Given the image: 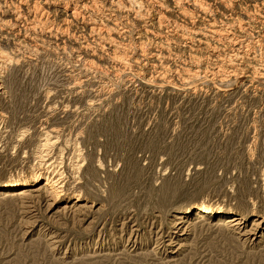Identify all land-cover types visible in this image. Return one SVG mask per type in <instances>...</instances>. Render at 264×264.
Wrapping results in <instances>:
<instances>
[{"label":"rangeland","instance_id":"rangeland-1","mask_svg":"<svg viewBox=\"0 0 264 264\" xmlns=\"http://www.w3.org/2000/svg\"><path fill=\"white\" fill-rule=\"evenodd\" d=\"M63 1L41 3L35 34L10 11L3 16L14 26L0 31L11 59L0 71V185L38 171L60 183L53 199L39 183L0 191V264H264V0H142L154 5L141 19L126 0V10L81 0L89 11L78 19L70 15L76 1L67 9ZM160 14L169 28L159 27ZM89 16L112 26L125 68L108 60L113 46L92 37ZM172 23L200 33L182 38ZM213 24L253 42L249 56L237 59L213 37L218 52L200 44ZM85 43L94 44L88 54ZM228 60L238 73L215 75ZM202 203L242 213L244 224L234 230L228 215L210 222L192 214L176 229L175 215Z\"/></svg>","mask_w":264,"mask_h":264},{"label":"bare ground","instance_id":"bare-ground-1","mask_svg":"<svg viewBox=\"0 0 264 264\" xmlns=\"http://www.w3.org/2000/svg\"><path fill=\"white\" fill-rule=\"evenodd\" d=\"M29 1V0H28ZM76 1V3L74 2V5L71 7V4L69 3L70 1L69 0H66L65 2L63 1V5L64 6H61V7H65L66 9L70 6L71 8H72V13L70 14L74 19L76 18V19H78L79 18V16L82 14V11H89V10H87L88 9V7H87V4H85V3H80L81 2V0H78V3H77V0H75ZM91 1V0H90ZM115 1H117V0H112V2H111V4L112 5H117V7H119V8H117V9H124V10H126V8H128V7H126V5H129L131 8H134L135 9V11H136V13H135V16H133V17H137V18H139V19H141V18H143L144 17V10H146L147 8V12L149 11V9H152V6L154 5H152L151 7H150V5L149 6H147V3H146V5H143V3L141 2L142 0H126L127 2V4L126 5H124L125 4V2H124V4L122 5V2L121 1H125V0H118L117 2H115ZM152 0H149L148 1V3H150ZM155 1V0H154ZM160 1V0H159ZM158 1V2H159ZM169 1V0H168ZM171 1V0H170ZM174 1V0H173ZM177 0H175V2H176ZM180 1V0H179ZM195 1V0H194ZM200 1V0H199ZM198 1V2H199ZM10 2V3H9ZM26 2V1H25ZM95 2V1H94ZM161 2V1H160ZM16 4V5H12V4ZM41 3H48V0H45V2L44 1H42V0H33V5L31 6V5H28L29 4V2H28V4L26 3V8L25 7H23V0H0V31H2L4 28V26L6 25L7 27H8V25L10 24V25H12L13 24V20H10V18H9V20H6V19H3V16L5 15V14H7L9 11L13 14V17H14V24L15 23H19V22H24L25 23V25L26 26H24L25 27V29H26V32H27V30L28 31H30V33L29 34H35V32H36V30H37V28H38V26L40 25V23L41 22H43V21H41V20H39L38 18H37V13H38V11H39V7H40V5H41ZM54 3V2H53ZM145 3V2H144ZM152 3V2H151ZM164 3V2H163ZM162 3V4H163ZM178 3V2H177ZM185 3V2H184ZM196 3V2H195ZM50 4V3H49ZM161 4V5H162ZM165 4V3H164ZM183 4V3H182ZM198 4V3H197ZM12 5V6H11ZM25 5V4H24ZM48 5V4H47ZM104 5V4H103ZM157 5H159V4H157ZM173 5V4H172ZM181 5V4H180ZM191 5V4H190ZM106 6V5H105ZM110 6V5H109ZM144 6H146V8L144 7ZM156 6V5H155ZM154 6V7H155ZM160 6V5H159ZM177 6H179L178 4H177ZM176 6V7H177ZM184 6V5H183ZM198 6H200L199 4H198ZM90 7V6H89ZM130 7H129V9H130ZM165 8H166V6H164ZM171 7V6H170ZM43 8V7H42ZM46 8V7H45ZM92 8V7H91ZM96 8V7H95ZM159 8H161V7H159ZM175 8V7H174ZM231 8V7H230ZM90 9V8H89ZM92 9H94V8H92ZM100 9V8H99ZM109 9V8H108ZM116 9V10H117ZM144 9V10H143ZM164 9V8H163ZM25 10V11H24ZM41 10V9H40ZM63 10V9H62ZM61 10V11H62ZM101 10V9H100ZM113 10V9H112ZM123 10V11H124ZM166 10V9H165ZM169 10V9H168ZM171 10V9H170ZM169 10V11H170ZM184 10V9H183ZM257 10V9H256ZM93 11V10H92ZM115 11V10H114ZM113 11V12H114ZM118 11V10H117ZM129 11V10H128ZM157 11V10H156ZM174 11V10H173ZM204 11V10H203ZM43 12V11H42ZM46 12H47V10H46ZM91 12V11H90ZM90 12H88V13H90ZM119 12V11H118ZM126 12V11H125ZM132 12H133V10H132ZM158 12V11H157ZM168 12V11H167ZM187 12V11H186ZM186 12L184 13V14H186ZM197 12V11H196ZM31 13H33L34 14V17H32V18H30L31 16H29V14L31 15ZM43 13H45V12H43ZM85 13V12H84ZM92 13V12H91ZM95 13H97V12H95ZM111 13V12H110ZM176 13V12H175ZM206 13V12H205ZM47 14V13H46ZM119 14V13H118ZM117 14V15H118ZM123 14V13H122ZM128 14H129V12L127 13V16H128ZM132 14V13H131ZM146 14V13H145ZM150 13H148V15H149ZM152 14V13H151ZM165 14V13H164ZM176 14H178V13H176ZM182 14H183V12H182ZM208 14V13H207ZM8 15H10L9 13H8ZM44 15V14H43ZM67 15V14H66ZM90 15V14H89ZM92 15V14H91ZM94 15V14H93ZM109 15V14H108ZM116 15V14H115ZM116 15V16H117ZM126 15V14H125ZM166 15V14H165ZM189 15V14H188ZM39 16V15H38ZM41 16V15H40ZM102 16V15H101ZM110 16H111V14H110ZM119 16H122L121 15V13H120V15ZM146 16V15H145ZM184 16V15H183ZM190 16L192 17V15L190 14ZM11 17V16H10ZM12 17V18H13ZM68 17V16H67ZM94 17V16H93ZM96 17V16H95ZM98 17V16H97ZM126 17V16H125ZM132 17V18H133ZM264 17V16H263ZM7 18V17H6ZM38 20H37V19ZM46 18V17H45ZM86 17L85 16H83L81 19H82V21L83 20H86L85 19ZM89 20H87L88 22L86 23V25L88 26L87 28H89L88 30H89V32L92 34V37H94V39L95 40H100L102 43H105V44H108V45H111V46H113L114 48H113V52H112V55H109V53H108V60H110L112 63H114V65L113 66H117V67H119V68H125L126 66H127V62L125 61V56H124V51L123 50H120V44H122V43H118V41L117 40H115V37H114V35H113V37L111 36V27L112 26H110V24H109V26H107V24L108 23H106L105 22V25L103 24V25H101V24H99V22H96L94 19H93V21H91V16H89ZM105 18V17H104ZM113 18V17H112ZM115 18H117V17H115ZM129 18V17H128ZM146 18H147V16H146ZM184 18V17H183ZM251 18H253V17H251ZM42 19V18H41ZM88 19V18H87ZM105 19H107V18H105ZM104 19V20H105ZM145 19V18H144ZM150 19V18H149ZM154 19V18H153ZM170 19V18H169ZM172 19V18H171ZM186 19V18H185ZM214 19V18H213ZM49 20V19H48ZM65 20V19H64ZM67 20V19H66ZM98 20V19H97ZM100 20H102V19H100ZM109 20H110V17H109ZM115 20V19H114ZM121 20H122V18H121ZM120 20V21H121ZM126 20V19H125ZM168 20V19H167ZM167 20L165 19V17H163L162 16V14H160V15H158V20H157V22H158V24H159V27L160 28H169V26H168V24H166V23H168L167 22ZM179 20V19H178ZM220 20V19H219ZM41 21V22H40ZM52 21V20H51ZM69 21H71L72 22V19L71 20H69ZM74 21V20H73ZM78 21V20H77ZM110 21H112V20H110ZM127 21H130V20H127ZM152 21V20H151ZM172 21V20H171ZM170 21V22H171ZM210 21V20H209ZM212 21V20H211ZM252 21V20H251ZM8 22V23H7ZM46 22H48V21H46ZM65 22V21H64ZM76 22V21H75ZM80 22V21H79ZM84 22V21H83ZM103 22V21H102ZM122 22V21H121ZM131 22V21H130ZM133 22V21H132ZM139 22V21H138ZM154 22V21H153ZM174 22V21H173ZM179 22V21H178ZM213 22V21H212ZM52 23V22H51ZM66 23H67V21H66ZM100 23H101V21H100ZM116 23V22H115ZM127 23V22H126ZM145 23V22H144ZM210 23V22H209ZM216 23V22H215ZM239 23V22H238ZM264 23V22H263ZM8 24V25H7ZM22 24V23H21ZM43 24V23H42ZM42 24H41V27H42ZM45 24V23H44ZM74 24V23H73ZM76 24V23H75ZM129 24V23H128ZM141 24V23H140ZM154 25H155V23H153ZM22 25H24V24H22ZM48 25V24H47ZM52 25V24H51ZM77 25V24H76ZM111 25H112V23H111ZM119 25V24H118ZM117 25V26H118ZM121 25V24H120ZM125 25V24H124ZM184 25V24H183ZM214 25V24H213ZM222 25V24H221ZM14 25H12L11 27H13ZM54 26V25H53ZM66 26H67V24H66ZM78 26V25H77ZM83 26V25H82ZM105 26L106 27H108L109 29H107V28H105ZM114 26V25H113ZM116 26V25H115ZM114 26V27H115ZM133 26V25H132ZM137 26V25H136ZM203 26V25H202ZM201 26V27H202ZM212 26V25H211ZM210 26V27H211ZM230 26V25H229ZM228 26V27H229ZM262 25H260V27H261ZM23 26H21V28H22ZM45 27H46V25H45ZM55 27V26H54ZM59 27V26H58ZM119 27V26H118ZM131 27V26H130ZM134 27V26H133ZM152 27V26H151ZM150 27V28H151ZM158 27V28H159ZM171 28V30L172 31H178V33L179 32H181V34H182V38H186L187 36H194V35H192L193 34V32L196 34V33H200L198 30H196V31H193L192 29H191V31H188L187 30V28L186 29H184V28H182V27H180V24L178 23V24H171V26H170ZM187 27H189V26H187ZM191 27V26H190ZM204 27V26H203ZM234 26H232L231 28H233ZM236 27V26H235ZM3 28V29H2ZM43 28H44V26H43ZM47 29H48V27H46ZM51 28H52V26H51ZM62 28V27H61ZM86 28V29H87ZM140 28V27H139ZM145 28V27H144ZM143 28V29H144ZM147 29H148V27H146ZM157 28V29H158ZM16 29V28H15ZM20 29V28H19ZM39 29V28H38ZM45 29V28H44ZM83 29V28H82ZM119 29V28H118ZM129 29V28H128ZM130 29H132V28H130ZM147 29H146V31H147ZM206 29V28H205ZM209 29V28H208ZM229 29V28H228ZM24 30V29H23ZM48 30H50V32H51V29H48ZM56 30V29H55ZM54 30V31H55ZM59 30V29H58ZM85 30V29H84ZM87 30V31H88ZM116 30V29H115ZM115 30H113L114 32H115ZM133 30V29H132ZM152 30V29H151ZM235 30H236V28H235ZM262 30V29H261ZM11 31V30H10ZM42 32H43V30H41ZM63 31V30H62ZM112 31V32H113ZM117 31V30H116ZM128 31V30H127ZM126 31V32H127ZM131 31V30H130ZM129 31V32H130ZM139 31V30H138ZM152 31H154V29L152 30ZM165 31V30H164ZM167 31V30H166ZM202 31V30H201ZM208 31V30H207ZM4 32V31H3ZM13 32V31H12ZM40 32V31H39ZM41 32V33H42ZM46 32H47V30H46ZM121 32V31H120ZM125 32V31H124ZM129 32L127 33L128 35H129ZM148 32V31H147ZM156 32H158V30H156ZM169 32V31H168ZM242 32V31H241ZM244 32V31H243ZM15 33V32H14ZM19 33H20V31H19ZM23 33H24V31H23ZM60 33V32H59ZM58 33V34H59ZM63 33V32H62ZM131 33V32H130ZM142 34L143 33H145V31L144 32H141ZM164 34H166L165 32H163ZM173 33V32H172ZM7 34H8V32H7ZM6 34V35H7ZM18 34V33H17ZM27 34V33H26ZM42 34H44V33H42ZM52 34H54V33H52ZM64 34H65V32H64ZM63 34V35H64ZM81 34V33H80ZM88 34V33H87ZM86 34V35H87ZM120 34H122V33H120ZM148 34V33H147ZM146 34V35H147ZM158 34V33H157ZM6 35H4L2 32H0V71L1 70H3V68H5V67H7V65L8 64H10L9 62L11 61V59H10V57L7 55V52L5 53V50L2 48V42H3V40H4V37L6 36ZM9 35H11V33L9 34ZM28 35V34H27ZM45 35V34H44ZM47 35V34H46ZM61 35V34H60ZM65 35H67V34H65ZM83 35V34H82ZM144 35V34H143ZM153 35V34H152ZM151 35V36H152ZM156 35V34H155ZM177 35V34H176ZM186 35V36H185ZM26 36V35H25ZM31 36V35H30ZM30 36H28V37H30ZM34 36V35H33ZM32 36V37H33ZM49 36V35H48ZM52 36V35H51ZM56 36V35H55ZM157 36V35H156ZM165 36V35H164ZM7 37V36H6ZM35 37V36H34ZM50 37V36H49ZM59 37V36H58ZM88 37H90V36H88ZM118 37V36H117ZM120 37V36H119ZM148 37H150V36H148ZM166 37V36H165ZM172 37V36H171ZM201 37V36H200ZM214 38L215 39V41H217L219 44H221V45H223V46H226V47H230L233 51H235L234 52V54H235V57L237 58V57H246V56H249V52H250V49H249V47L251 46V43H253V42H250V41H248V42H246L247 40L246 39H243V38H237L236 36V38L235 37H233V36H231L230 35V31L229 30H222V27H217L216 25H214V26H212V28L210 29V33L209 34H206L205 36H202L200 39H199V37H198V40L200 41V44L202 43H204L205 44V47L206 48H210V50L212 51V53H215L216 51L218 52V49H219V47H220V45L218 44V48L217 47H215L214 45H213V47L211 46V44L208 42V39L209 38ZM261 37V36H260ZM263 37H264V35H263ZM39 38V37H38ZM125 38V37H124ZM127 38V37H126ZM146 38V37H145ZM151 39H152V37H150ZM159 38V37H158ZM164 38V37H163ZM163 38H161V39H163ZM174 39H175V37H173ZM172 38V39H173ZM195 38V37H194ZM197 38V37H196ZM204 38H205V40H204ZM252 38V37H251ZM31 39V38H30ZM37 39V38H36ZM36 39H35V41H36ZM69 39V38H68ZM75 39V38H74ZM88 39V38H87ZM121 39V38H120ZM129 40L130 39H132V38H128ZM139 39H140V37H139ZM148 39V38H147ZM179 39H181V38H179ZM250 39V38H249ZM78 40H80V39H78ZM121 40H123V39H121ZM141 40V39H140ZM142 40H143V38H142ZM157 40V39H156ZM177 40V39H176ZM197 40V39H196ZM124 41V40H123ZM139 41V40H138ZM151 41V40H150ZM154 41V40H153ZM160 40H158V42H159ZM180 41V40H179ZM193 41V40H192ZM195 41V40H194ZM39 42V41H38ZM98 42V41H97ZM127 42V41H126ZM125 42V43H126ZM146 42V41H145ZM181 42V41H180ZM75 43V42H74ZM84 43V42H83ZM90 43V42H89ZM89 43H85L83 46H81V49L83 50V54H84V52L85 53H87L88 54V52H86V51H93V47L91 46L93 43H91V45L89 44ZM96 43V42H95ZM99 43V42H98ZM124 43V44H125ZM137 43V42H136ZM135 43V44H136ZM141 43V42H140ZM139 43V44H140ZM151 43V42H150ZM153 43V42H152ZM170 43V42H169ZM216 43V42H215ZM38 44V43H37ZM59 44V43H58ZM97 44V43H96ZM104 44V45H105ZM129 44V43H128ZM154 44V43H153ZM166 44V43H165ZM259 44V43H258ZM94 45V44H93ZM103 45V44H102ZM126 45V44H125ZM124 45V46H125ZM144 45V44H143ZM147 45V44H146ZM156 45H157V42H156ZM159 45V44H158ZM170 45V44H169ZM217 45V44H216ZM97 46V45H96ZM95 46V47H96ZM106 46V45H105ZM104 46V47H105ZM138 46H141V45H138ZM148 46V45H147ZM248 46V47H247ZM100 47V46H99ZM98 47V48H99ZM103 47V46H102ZM109 47V46H108ZM151 47V46H150ZM154 47H155V45H154ZM167 47V46H166ZM169 47V46H168ZM247 47V48H246ZM80 48V47H79ZM107 48V47H106ZM112 48V47H111ZM129 48V47H128ZM136 48H138V47H136ZM135 48V49H136ZM146 48H148V47H146ZM163 48V47H162ZM161 48V49H162ZM201 48V47H200ZM246 48V51H243L244 49ZM100 49V48H99ZM98 49V50H99ZM130 49V48H129ZM134 49V48H133ZM141 49V48H140ZM144 49H145V47H144ZM125 50V49H124ZM128 50V49H127ZM156 50V49H155ZM154 50V51H155ZM97 51V50H96ZM129 51V50H128ZM150 51V50H149ZM157 51V50H156ZM109 52V51H108ZM143 52V51H142ZM145 52V51H144ZM146 52H148V51H146ZM161 53H162V51H160ZM159 52V53H160ZM243 52V53H242ZM93 53H95V52H93ZM134 52H132V54H133ZM156 53H158V52H156ZM165 53V52H164ZM126 54V53H125ZM135 54V53H134ZM139 54V53H138ZM147 54H149V53H147ZM168 54V53H167ZM211 54V53H210ZM233 54V55H234ZM103 54H101V56H102ZM107 55V54H106ZM129 55V54H128ZM141 56H142V54H140ZM171 55V54H170ZM194 55V54H193ZM233 55H231V58H232V56ZM144 56V55H143ZM147 56V55H146ZM161 56H162V54H161ZM166 56V55H165ZM164 56V57H165ZM129 57V56H128ZM130 57H131V55H130ZM148 57V56H147ZM152 57H157V55H155V53L152 55ZM235 57H234V59H235ZM12 58V57H11ZM107 58V57H106ZM143 58H145V57H142V59ZM151 58V57H150ZM160 58V57H159ZM158 58V59H159ZM162 58V57H161ZM167 58H169V57H167ZM222 58V57H221ZM249 58V57H248ZM146 59V58H145ZM237 59H239V58H237ZM13 60V59H12ZM149 60V59H148ZM147 60V61H148ZM154 60V59H153ZM219 60V59H218ZM245 60V59H244ZM110 61H109V63H110ZM139 61V60H138ZM151 61V60H150ZM159 61H161V60H159ZM166 62H167V60H165ZM130 62V61H129ZM162 62V61H161ZM169 62V61H168ZM191 64H193V65H195L196 67H200V64L202 63V60L201 59H199V57L198 56H192L191 57ZM234 62V61H233ZM152 63V62H151ZM159 63V62H158ZM163 63V62H162ZM78 64V63H77ZM89 64H94V63H92V61H90L89 62ZM111 64V63H110ZM154 64V63H153ZM152 64V65H153ZM166 64V63H165ZM203 64V63H202ZM129 65H131L132 66V64H129ZM134 65V64H133ZM151 65V64H150ZM155 65V64H154ZM145 66V65H144ZM166 66H167V64H166ZM254 66V65H253ZM128 67H130V66H128ZM165 67V66H164ZM169 67V66H168ZM234 67V65L232 64V60H228L227 62H223L222 64H220L219 65V67H218V70L217 71H213V73L215 74V75H217V76H219V77H221V78H224V77H230V76H234V75H236V73H238V69L236 68H233ZM235 67H236V65H235ZM246 67V66H245ZM249 67V66H248ZM119 68H117V69H119ZM132 68V67H131ZM150 68V67H149ZM155 68H156V66H155ZM207 68V67H206ZM228 68H229V70H228ZM246 69V68H245ZM121 70V69H120ZM169 70V69H168ZM255 70H257L256 68H255ZM152 71H154V70H152ZM199 71V70H198ZM211 71V70H210ZM166 70H160L159 71V73H160V78L162 79V78H164L165 79V76H166ZM169 72V71H168ZM177 72V71H176ZM254 72V71H253ZM192 73V72H191ZM189 73V72H183V78L185 79L186 77H189V78H187L186 80L188 81V79L189 80H192V79H190L191 78V76H194L195 77V73ZM257 73V72H256ZM169 74V73H168ZM167 74V75H168ZM176 74V73H175ZM196 74H197V72H196ZM213 74V75H214ZM2 75V74H1ZM95 75V74H94ZM174 75V74H173ZM178 76L180 75V77H181V74H177ZM201 75V74H200ZM264 75V74H263ZM151 76V75H150ZM157 76V75H156ZM172 76V75H171ZM193 77V78H194ZM216 77V76H215ZM158 78V77H157ZM170 78V77H169ZM176 78H178V77H176ZM182 78V77H181ZM231 78V77H230ZM118 79V78H117ZM163 79V80H164ZM168 79V78H167ZM195 79V78H194ZM228 79V78H227ZM159 80V79H158ZM168 81H169V79H168ZM222 81V80H221ZM186 82V81H185ZM185 82H184V84H185ZM189 82V81H188ZM187 82V83H188ZM1 86V85H0ZM3 86V85H2ZM1 94V93H0ZM50 116V115H49ZM52 139L50 138V136L47 134L46 135V137H45V142H44V144L43 145H48L49 146V144H51L52 142ZM45 148V147H44ZM41 157V156H40ZM65 176V175H64ZM57 182L58 183H60L59 182V179H57L56 178V175H54V173H51V172H49L48 171V173H46L45 171H41V172H34V173H32V174H30V176H28V177H24V178H19V179H17V180H13V181H11V182H7V183H4V184H1L0 185V191L2 190V189H6V190H9V189H12V188H19V187H22V189H21V191H27L26 189L27 188H29L28 186L30 185V184H37V183H39L38 184V191H40V192H46L45 190L47 189H51V193L49 194L48 193V198H50V199H53L54 197L55 198H57L58 196H59V191H57L58 189H57V186H58V184H57ZM25 189V190H24ZM33 189V188H32ZM49 191V190H48ZM79 199H81L79 196L78 197H76V199L74 200L76 203L77 202H79L80 200ZM74 204V203H73ZM63 205H65V206H62L63 207V209L64 208H66V207H71L68 203H65V204H63ZM73 207V206H72ZM192 214H195V215H199L198 216V218H199V220H205V221H210V222H212V221H214V220H216V222H218L219 221V218H224L226 215H228L229 216V214H227V213H225V212H223V211H221V210H219V209H217V208H212V207H210V206H206L204 203H202V204H199V205H194V206H192V207H189V208H184V209H181L178 213H177V215H175V219H177L176 221V229H181L183 226H184V221H185V218H187V216L188 215H192ZM236 214V213H235ZM235 214H232V215H230L229 217L227 216L226 218V223L230 226V227H233V229L234 230H236V229H239L240 227H241V225L242 224H244V215L242 214V213H238L237 215H235ZM217 217V218H216ZM175 222V221H174ZM29 223V222H28ZM258 223H260V222H258ZM259 225V224H258ZM195 228V227H194ZM182 230V229H181ZM250 230H244V231H240L239 233L241 234V235H247V232H249ZM178 232V231H177ZM176 233V232H175ZM182 233H184V232H182ZM179 234V233H178ZM173 242V241H172ZM182 246V245H181ZM173 252H175V251H173Z\"/></svg>","mask_w":264,"mask_h":264}]
</instances>
